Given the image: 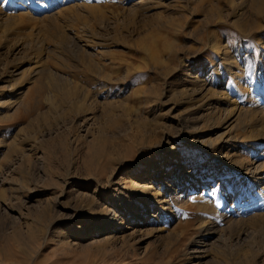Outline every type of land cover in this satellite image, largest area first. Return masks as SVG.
Segmentation results:
<instances>
[{
	"label": "rangeland",
	"instance_id": "obj_1",
	"mask_svg": "<svg viewBox=\"0 0 264 264\" xmlns=\"http://www.w3.org/2000/svg\"><path fill=\"white\" fill-rule=\"evenodd\" d=\"M263 176L264 0L0 2V264H264Z\"/></svg>",
	"mask_w": 264,
	"mask_h": 264
},
{
	"label": "bare ground",
	"instance_id": "obj_2",
	"mask_svg": "<svg viewBox=\"0 0 264 264\" xmlns=\"http://www.w3.org/2000/svg\"><path fill=\"white\" fill-rule=\"evenodd\" d=\"M221 16V15H220ZM239 18V17H238ZM219 21H221V20H219ZM215 41V40H214ZM212 41H210V43H211ZM216 42V41H215ZM211 47H213V49H215L214 51H212L213 53L217 50H220L219 49V47H218V43H214L213 45H210ZM210 47V48H211ZM209 48V47H208ZM222 52V51H221ZM237 52V51H236ZM226 53V52H225ZM229 71V70H228ZM230 74V73H229ZM228 74V76L229 77H231L230 75ZM227 76V77H228ZM203 87V86H202ZM83 102V99L82 98H80V101H79V103H82ZM80 109V111L82 110V107L80 106L79 107ZM231 114H233L232 115V118H236L237 116L238 117H240V115H238L235 111L234 112H231ZM237 121H238V118H237ZM228 141V140H227ZM164 146V145H163ZM213 150V149H212ZM176 162V161H175ZM175 165V164H174ZM181 165H182V163H181ZM178 168H180V167H178ZM154 169H155V167H152V169L151 170H153L154 171ZM178 170V169H177ZM262 170V169H261ZM260 170V168L258 167L257 169H256V171H257V173L254 175V177H253V179H256V178H259L260 177V174H259V171H261ZM137 172V171H136ZM178 172V171H177ZM138 173V172H137ZM151 173V172H150ZM160 173V171H157L155 174H153V175H151V177H152V179L149 181V182H147L145 185H143V186H138L137 185V192H136V194L138 193V194H142V193H145V195H147V196H149L151 199H154V200H156V202H158V201H160V200H162V193H161V191H162V186H167V188L165 189V192L164 193H166V194H171V193H173V191H174V188H173V186H176V183H175V185H173V183H172V181H174L175 179H176V176L175 175H172V176H170V177H167V175L165 176V182H166V180H168L169 182H167V183H165L164 181V184H161L160 186H158V185H156V182H155V180L156 179H158V174ZM263 175V174H262ZM186 176H189L190 177V174H188V175H186ZM264 177V176H263ZM200 179V178H199ZM262 179H264V178H262ZM261 179V180H262ZM133 181V180H132ZM255 181V180H254ZM162 182V183H163ZM255 185H259V180L258 181H255V183H254ZM179 185H181V184H179ZM178 185V186H179ZM243 187V186H242ZM180 189V188H179ZM197 190V188H195V186H193L190 190L191 191H194V190ZM134 190H135V188H134ZM178 190V189H177ZM177 192V191H176ZM175 193V192H174ZM176 194V193H175ZM173 197V196H172ZM201 198H203L202 196H201ZM204 199V198H203ZM104 216L106 217V220H108L109 218V223H111L112 221H114V216H112V214L110 213V211H106L105 213H104ZM134 222V221H133ZM133 224V223H132ZM205 227V226H204ZM209 227V226H208ZM105 230V229H104ZM108 233V232H107ZM211 234V233H210ZM209 234V235H210ZM214 234V233H213ZM209 235H207L206 237H205V241L203 242V243H206L207 242V244H203V243H199V245L197 246L196 245V247H197V250H196V254L198 253V254H200L201 256H204V255H206V253H207V251H206V248H208V246H210V244L208 243L209 242V240L211 239V237L212 236H209ZM249 240V236H248V234L246 235L245 233H239L237 236H236V243H240L239 245H242V244H245V243H248L247 241ZM213 242V241H212ZM219 243V242H218ZM212 244V243H211ZM194 245H195V242H194ZM245 248V247H244ZM194 253H195V251H194ZM193 253V254H194ZM201 256H199V257H201ZM201 260H202V258H201ZM253 264H256V261H254V263Z\"/></svg>",
	"mask_w": 264,
	"mask_h": 264
},
{
	"label": "snow or ice",
	"instance_id": "obj_3",
	"mask_svg": "<svg viewBox=\"0 0 264 264\" xmlns=\"http://www.w3.org/2000/svg\"><path fill=\"white\" fill-rule=\"evenodd\" d=\"M0 2H3V0H0Z\"/></svg>",
	"mask_w": 264,
	"mask_h": 264
}]
</instances>
